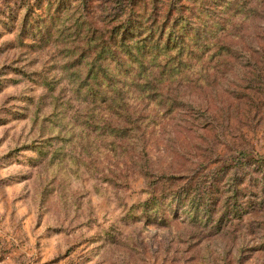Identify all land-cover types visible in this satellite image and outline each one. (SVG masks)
<instances>
[{
    "label": "rangeland",
    "instance_id": "rangeland-1",
    "mask_svg": "<svg viewBox=\"0 0 264 264\" xmlns=\"http://www.w3.org/2000/svg\"><path fill=\"white\" fill-rule=\"evenodd\" d=\"M0 264H264V0H0Z\"/></svg>",
    "mask_w": 264,
    "mask_h": 264
}]
</instances>
